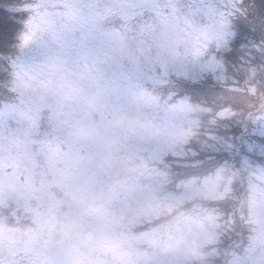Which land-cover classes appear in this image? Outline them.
I'll use <instances>...</instances> for the list:
<instances>
[{
	"label": "clouds",
	"instance_id": "clouds-1",
	"mask_svg": "<svg viewBox=\"0 0 264 264\" xmlns=\"http://www.w3.org/2000/svg\"><path fill=\"white\" fill-rule=\"evenodd\" d=\"M0 6L9 7L10 0H0ZM152 6L119 0H39L33 7L42 28L36 44L57 47L71 38L76 55L93 73L112 59L117 47L138 81L148 62L167 69L166 84L127 87L132 113L147 123L150 133L137 142L155 151L145 154L143 163L154 181L165 173L164 188L182 197L161 200L140 230L158 232L163 250H174L169 264H264V155L244 160L213 155L221 145L216 132L224 122L216 117V108L209 111L184 91L181 70L193 65L190 49L194 44L207 48L201 64L215 55L219 22L200 14L198 9L206 5L185 0L181 11L187 20L158 18L119 35L113 31L117 18ZM254 16L264 22V0H257ZM27 71L32 78L24 76L27 87H21L18 110L10 117L13 127L0 132V205L23 208L21 227L28 233L21 231L14 240L8 233L0 235V257L5 264H100L80 221L88 169L79 151L68 149L81 143L85 133L56 113L53 119L63 124L65 139L38 136L27 101L43 95L46 81L55 88L59 77L42 68ZM132 101L140 102L139 107ZM237 117L231 122L252 123L242 111L237 110ZM170 156L182 157L181 172L171 167ZM103 264H127V257H109Z\"/></svg>",
	"mask_w": 264,
	"mask_h": 264
},
{
	"label": "rangeland",
	"instance_id": "rangeland-1",
	"mask_svg": "<svg viewBox=\"0 0 264 264\" xmlns=\"http://www.w3.org/2000/svg\"><path fill=\"white\" fill-rule=\"evenodd\" d=\"M38 2L39 0H32L29 5L34 7ZM84 2L95 3L97 0H84ZM119 2L155 6L144 8L136 14H126L125 19H135L125 22L124 27L127 29L133 26L150 25L154 19L163 20L157 14V8H163L164 5L170 7L163 8V17H167L169 12H172L180 20L188 19L187 14L181 11L185 0H119ZM191 2L206 5L198 9L200 14L205 18L214 17L219 22L220 31L232 33L229 29L231 18L239 14L246 0H191ZM134 15L136 18H133ZM225 15L227 19L222 20ZM150 16L151 19H149ZM247 21H252L251 17L247 18ZM28 23V32L24 35L30 36V39L27 42L24 39V51L14 62L16 78L13 89L18 94L19 100L0 108V132H3L6 127L7 129L13 127L10 117L18 110L21 87H27L24 76L32 78L31 72L27 70L42 68L52 75L41 54L42 48L46 45L36 44L38 33L42 32V28L40 22L35 19L34 12L31 13ZM30 45L36 46L29 47ZM63 45L70 56V62L62 65L59 70L60 85L50 88L48 86L50 82L46 81L42 85L43 95L37 100L27 101L28 107L36 118L35 131L40 138L64 140L66 133L63 124L53 119L54 114L60 113L64 120L76 123L85 133L81 143L69 144L68 149L78 150L88 169L85 204L80 221L88 233L87 243L94 249L100 264L109 257L114 259L127 257V264H151L155 261L151 258V254H165L163 244L158 232L143 233L139 226L157 213L161 200H172L171 197L178 195L164 188V184L167 183L165 173L160 174V180L154 181L153 174L148 170L146 163H143L145 154L154 155L155 151L146 144L137 142L149 138V128L147 123H142L133 115L126 93L128 86L138 82L148 85L151 81L166 83L169 72L163 66L148 62L140 69L141 79L138 81L132 77L133 69L126 64L127 61L121 59L119 55L115 57L113 55V61L103 64L93 73L87 62L76 55L71 38L64 41ZM198 47L199 45L194 44L190 49L189 54L193 65L190 69L181 70L182 78L193 85L200 84L203 78L209 75H213L216 82H224L226 64L220 58H216L218 67L215 71H204L200 76L192 77V70L199 71L201 65L199 61L206 54H198L196 51ZM115 49L119 51L118 47ZM233 61L236 63L240 59L236 61L233 59ZM114 63L115 66H119L118 69L114 68ZM105 86L110 89L104 91ZM60 87L63 89L61 92ZM56 90L65 95L66 102L63 106ZM109 91L113 94L109 98L108 105L104 102L99 103L102 108L91 111L93 102L95 104L99 102L100 96L103 94L106 97ZM222 92V96L226 95L228 106L225 105L217 112L219 120H224L228 116H237L239 108L252 111L257 98L253 96L255 89L247 91L244 86L232 84L225 86ZM211 94L214 93L211 92ZM139 103L131 102L137 107ZM240 104L247 106L240 107ZM230 106H233V109L229 108ZM221 112L227 114L221 116ZM262 116L264 111L257 118ZM44 125L47 126L46 129L43 128ZM255 127L259 129L256 132L263 136L264 127L257 123ZM217 136L221 140L218 150L220 147L226 150L225 155L221 153L217 158H226L229 151H237V146L233 144L231 137H225L223 134H217ZM249 146L253 147L252 144ZM259 150L264 155V147ZM229 156H240L241 160L248 158L244 153L229 154ZM137 161H140L142 166L137 167ZM169 164L177 173L182 171L181 156H170ZM22 213H24L23 208L0 205V235L8 233L10 240H14L15 234L21 231L27 235L28 230L21 227L25 223L21 218Z\"/></svg>",
	"mask_w": 264,
	"mask_h": 264
},
{
	"label": "trees",
	"instance_id": "trees-1",
	"mask_svg": "<svg viewBox=\"0 0 264 264\" xmlns=\"http://www.w3.org/2000/svg\"><path fill=\"white\" fill-rule=\"evenodd\" d=\"M31 2L32 0H10L9 7L0 6V108L3 105L16 103L19 100L18 94L13 89V82L16 78L14 62L22 54L19 49L24 46V34L28 32V20L32 13L25 11V9ZM256 2L257 0H246L239 14L231 18V27L229 29L232 31V38L227 47L220 50L219 55V58L223 59L226 64V69L224 70L225 81L216 82L213 79V75H209L204 77L200 84L195 83L193 85L191 82H187L188 80L184 84V91L192 99L206 104L209 111H212L213 108L217 109L216 117L217 112L227 104L226 95L222 96L221 94L225 86L237 84L244 86L247 91H251L252 88L255 89L253 96L255 95L257 98L252 111H245V109L239 108V111L241 110L246 117L250 116L252 123L236 124L231 121L237 116H228L221 120L224 123L216 132L218 135L223 134L225 137H231L233 144L237 146V151H229V154L244 153L245 157L248 158H256L262 155L259 148L264 147V135L261 136L256 132L259 129L255 127L256 123H253V118H257L264 111V22L254 16ZM125 16L123 15L115 21L113 31L117 35L127 30L124 27L125 22L135 20L131 18L125 19ZM249 17H251L252 21L256 18V21H247ZM133 18H136V15ZM113 55L114 57L119 55L118 49L113 51ZM233 59L235 61L240 59V61L235 63ZM110 61L113 60L111 59ZM126 64L129 66L128 62ZM113 66L115 69L119 68L118 65L115 66V63ZM166 83L151 81L149 85L158 86ZM107 89L110 88L108 86L103 88L104 91ZM61 91L63 89L60 87ZM56 92L61 106H63L66 102L65 95L63 96L59 90H56ZM211 92L214 94H211ZM112 94L110 91L106 97L102 94L99 102L96 104L93 102L91 111L102 108L99 103L104 102L108 105ZM244 106L247 105L244 104ZM244 106L240 104V107ZM229 108L233 109V106ZM40 124L42 126V122ZM43 128L46 129L47 126L44 125ZM251 144L253 145V147L251 146L252 148L249 146ZM221 153L224 155L226 153V150L222 147L214 151L213 155L219 156ZM236 157L241 158L240 156Z\"/></svg>",
	"mask_w": 264,
	"mask_h": 264
},
{
	"label": "snow or ice",
	"instance_id": "snow-or-ice-1",
	"mask_svg": "<svg viewBox=\"0 0 264 264\" xmlns=\"http://www.w3.org/2000/svg\"><path fill=\"white\" fill-rule=\"evenodd\" d=\"M152 7H155V6H152ZM167 7H170V6L169 5L163 6V8H167ZM225 7H228V5H225ZM163 8H161V10L158 11V13H157L163 19H165V20H167V19H179V17L172 12H169V15L167 17H163ZM25 11H28L31 13V12H33V7L31 5H29L26 7ZM211 18H214V17H211ZM149 19H151V16L149 17ZM226 19H227L226 15L224 17H222V20H226ZM231 38H232L231 32L220 31L216 37V54L211 56L206 62L202 63L200 65L199 71L193 69L192 73H191L192 77L193 76H200L204 71H215L216 68L218 67V65L216 63V58H217V56L220 55V50L224 46H227L230 43ZM24 39L27 42V40L30 39V36H25ZM196 51L198 54L204 55L207 51V48L199 46ZM41 54L43 56V59L47 63V67L51 70L53 77L58 76L59 70H60L62 65L70 62V56L66 52L64 45H59L57 47H50V46L46 45L42 48ZM54 83L56 86L60 85L59 79H56L54 81ZM68 86H70V85H68ZM226 114L227 113H224V112L220 113L221 116H224ZM253 123H257V124L261 125L262 127H264V116L259 117V118H253ZM181 198L182 197H179V196L171 197V199H175V200H179ZM173 251H174L173 249H169L163 255H158L156 253H153V254H151V258H153L157 262V264H169V254ZM0 264H5L4 259L2 257H0Z\"/></svg>",
	"mask_w": 264,
	"mask_h": 264
}]
</instances>
